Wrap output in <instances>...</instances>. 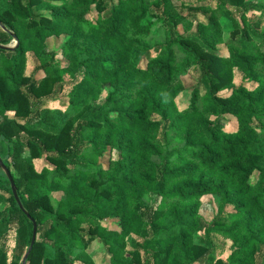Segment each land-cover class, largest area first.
Returning <instances> with one entry per match:
<instances>
[{"label":"trees","instance_id":"1","mask_svg":"<svg viewBox=\"0 0 264 264\" xmlns=\"http://www.w3.org/2000/svg\"><path fill=\"white\" fill-rule=\"evenodd\" d=\"M0 46V264H264V0H6Z\"/></svg>","mask_w":264,"mask_h":264},{"label":"rangeland","instance_id":"2","mask_svg":"<svg viewBox=\"0 0 264 264\" xmlns=\"http://www.w3.org/2000/svg\"><path fill=\"white\" fill-rule=\"evenodd\" d=\"M6 7V0H0V10H3L4 8ZM257 13H253V16H256ZM219 23L221 24L222 26V30H223V41H227L228 39V32L230 30V26L229 24L224 20V19H220L219 20ZM64 40V37L63 36H60L58 38H48L46 39L44 42H45V46L47 48L48 51H54V50H57L61 43L63 42ZM7 47H13L15 46V42L13 40L9 41L8 44L6 45ZM59 62L61 63V65L63 64V60L62 59H59ZM31 64L28 65V67L26 68V73H30L31 72ZM34 77L37 79V78H40L41 77V74L39 72L35 73L34 74ZM240 80V74L238 72H235L234 73V79H233V83L236 84L238 81ZM180 82L183 86L184 89H190L193 85H194V81L193 79L188 76V75H183L180 77ZM51 114L55 117L56 116V113H57V110L58 109H51ZM101 160V164L102 166L104 167L105 166V161H106V158L103 157L100 159ZM5 175V174H4ZM254 176H252L251 180H253ZM200 202H201V206L199 208V214L206 220H209L212 215L214 214L215 212V207L212 203V200H211V197L209 196H203L200 198ZM106 226L110 229V228H116L115 226V220H111V219H108L106 220ZM135 237L130 235L126 241H127V244H129V242L131 240H134ZM193 240L194 242H197L198 241V233H195L194 236H193ZM212 241L213 243L215 244H221V241L220 239L216 238V237H212ZM129 245L127 246V249ZM13 248H14V242H13V239L10 240L7 244H6V251H7V259H12L13 257V254H14V251H13ZM52 253L51 251H49L48 249H45L44 251V257H51ZM89 256L91 257V259L93 260V262L95 264H108L107 263V259H106V253H105V249L104 247L101 246V244L97 241H93L90 243L89 245ZM18 262L20 263L21 261V257L17 258Z\"/></svg>","mask_w":264,"mask_h":264},{"label":"water","instance_id":"3","mask_svg":"<svg viewBox=\"0 0 264 264\" xmlns=\"http://www.w3.org/2000/svg\"><path fill=\"white\" fill-rule=\"evenodd\" d=\"M13 41L15 42V45H16V40L13 39ZM1 47V46H0ZM14 47V46H13ZM13 47H10V49H12ZM1 48H7V47H1ZM0 169L3 171V173L5 174L8 182H9V187H10V190H11V193H12V196H13V199L16 203V205L18 206V208L24 213V211L22 210L21 206H20V203L16 197V194H15V191H14V188H13V183L11 181V177L9 175V173L7 172L6 168L2 165L1 161H0ZM26 215V214H25ZM27 218H29L27 215H26ZM30 220V219H29ZM31 224H32V228H31V236H30V242H29V245H28V248L26 250V252L24 253L21 261H20V264H24L25 263V260L27 258V255L29 253V250L34 242V237H35V223L30 220Z\"/></svg>","mask_w":264,"mask_h":264}]
</instances>
